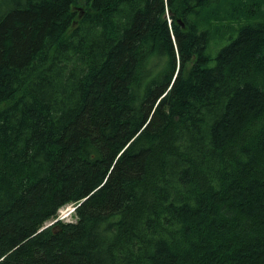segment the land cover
I'll return each mask as SVG.
<instances>
[{
	"label": "trees",
	"instance_id": "obj_1",
	"mask_svg": "<svg viewBox=\"0 0 264 264\" xmlns=\"http://www.w3.org/2000/svg\"><path fill=\"white\" fill-rule=\"evenodd\" d=\"M0 264H264V0H0Z\"/></svg>",
	"mask_w": 264,
	"mask_h": 264
},
{
	"label": "rangeland",
	"instance_id": "obj_2",
	"mask_svg": "<svg viewBox=\"0 0 264 264\" xmlns=\"http://www.w3.org/2000/svg\"><path fill=\"white\" fill-rule=\"evenodd\" d=\"M212 53L215 54V51L213 50ZM74 210H75L74 209V205H72V204L66 205V206H64L63 208L60 209L59 214H58L59 215L58 218L61 219V217H66L65 219H61V220L65 221V222H67V221H75L76 220L75 214L72 213V211L74 212ZM70 214L72 216H70ZM53 222L52 221L48 222L47 225L49 226Z\"/></svg>",
	"mask_w": 264,
	"mask_h": 264
},
{
	"label": "built area",
	"instance_id": "obj_3",
	"mask_svg": "<svg viewBox=\"0 0 264 264\" xmlns=\"http://www.w3.org/2000/svg\"><path fill=\"white\" fill-rule=\"evenodd\" d=\"M75 208H76V207L74 206V209H75ZM68 214H69V213H68ZM68 214H67V215H68ZM65 218H66V217H61V219H65Z\"/></svg>",
	"mask_w": 264,
	"mask_h": 264
}]
</instances>
